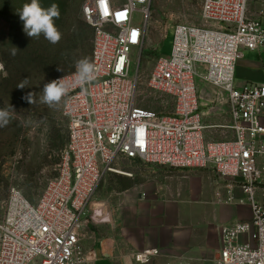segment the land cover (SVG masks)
I'll use <instances>...</instances> for the list:
<instances>
[{
	"label": "built area",
	"instance_id": "1",
	"mask_svg": "<svg viewBox=\"0 0 264 264\" xmlns=\"http://www.w3.org/2000/svg\"><path fill=\"white\" fill-rule=\"evenodd\" d=\"M200 1V23L178 24L171 56L158 58L145 76L140 61L152 0H86L94 77L83 85L76 72L54 79L67 88L60 100L67 143L36 203L16 188L2 203L0 264H96L86 242L89 204L101 183L154 168L211 171L229 193L227 205L252 212L250 221L222 228L213 258L167 264H264V83L239 85L235 76L245 53L264 52V0ZM147 99L168 101L173 110L155 112L143 105ZM225 107L229 121L221 127L232 137L207 139L206 118ZM112 247L105 254L101 243L102 258L126 264ZM129 254L134 264L162 256L155 248Z\"/></svg>",
	"mask_w": 264,
	"mask_h": 264
},
{
	"label": "rangeland",
	"instance_id": "2",
	"mask_svg": "<svg viewBox=\"0 0 264 264\" xmlns=\"http://www.w3.org/2000/svg\"><path fill=\"white\" fill-rule=\"evenodd\" d=\"M28 2L0 0V65L3 68H0V109L8 111L7 122L0 121V214L2 203L14 188L31 203L37 202L66 146L68 123L62 115L60 101L51 106L43 103V85L57 76L76 72L77 61L86 58L91 62L93 53L94 31L82 15L86 0H41L44 7L59 5L60 17L55 24L62 38L57 44L50 43L43 35L30 38L24 32L19 11ZM200 4V0H152L150 28L140 61L145 76L153 70L158 58L171 56L174 28L178 24L200 23ZM13 47L17 48L16 55H12ZM133 64L131 76L139 64L138 54ZM29 93H32L31 103L27 99ZM168 103L147 99L143 105L158 113H169L173 105ZM218 111L205 120L209 140L232 137L231 131L221 127L229 121L227 107ZM199 173L197 169L154 168L135 178L106 177L89 204L93 232L86 242L87 249L97 250L101 256L102 241L115 237L124 240L122 229L132 223V210L148 205L171 203L165 210L168 221L181 226L184 233L194 230V234L202 235L216 213L210 203L213 187L220 186L212 172L207 175L214 186L204 184L207 178ZM174 188H178L174 190L175 196ZM263 197L260 191L258 200L264 202ZM228 198H222V204H227ZM97 204L112 215L113 223L107 215L95 214ZM159 260L160 257L151 264H158ZM97 264L111 263L100 260Z\"/></svg>",
	"mask_w": 264,
	"mask_h": 264
},
{
	"label": "crops",
	"instance_id": "3",
	"mask_svg": "<svg viewBox=\"0 0 264 264\" xmlns=\"http://www.w3.org/2000/svg\"><path fill=\"white\" fill-rule=\"evenodd\" d=\"M235 76L239 85L264 83V52L245 53V57L237 64ZM200 171L199 174L207 178L204 184L213 185L211 177L207 175V172L211 171ZM213 188V199L210 203L214 206L216 213L202 235L194 234L192 232L194 230H186L191 232L184 233L181 226L168 221L165 216L166 205L171 204L168 203L156 207L141 206L137 210H132V223L122 229L124 234L121 237L125 239L116 240L115 237V239L105 240L115 243V255L121 261L124 257L130 256V254L124 255L125 252H139L148 248L160 250L162 256L158 264L176 263L181 260L197 261L203 257L213 258L222 247V228L240 220L250 221L252 218V212L248 207L222 204V198L229 197L227 189L223 186ZM175 189L178 188L173 189V196L176 195ZM236 196L241 197L239 191H236ZM110 222L113 223L112 215ZM95 251L98 262L107 260L113 264L110 260L103 259L97 250Z\"/></svg>",
	"mask_w": 264,
	"mask_h": 264
},
{
	"label": "clouds",
	"instance_id": "4",
	"mask_svg": "<svg viewBox=\"0 0 264 264\" xmlns=\"http://www.w3.org/2000/svg\"><path fill=\"white\" fill-rule=\"evenodd\" d=\"M20 20L23 21V30L30 38H39L41 35L52 44H57L62 38V33L55 24V20L60 17L59 5L51 4L44 7L41 0H30L25 3L19 11ZM17 48L13 47L12 55H16ZM58 70H61L58 68ZM94 66L85 58L77 61L76 79L81 85L90 82L94 77ZM67 93V88L63 79L52 80L45 83L42 88V102L49 106L58 103ZM32 93L27 99L31 103ZM8 111L0 109V121L7 122Z\"/></svg>",
	"mask_w": 264,
	"mask_h": 264
},
{
	"label": "bare ground",
	"instance_id": "5",
	"mask_svg": "<svg viewBox=\"0 0 264 264\" xmlns=\"http://www.w3.org/2000/svg\"><path fill=\"white\" fill-rule=\"evenodd\" d=\"M94 208H95V211H94L95 214H97L99 216H106L107 215V217L109 219H111V215L108 214L107 212H105V208L103 205L97 204V205H94ZM102 243H103V252L105 254H111L112 250H113V247H112L113 242L111 240H104ZM123 260L126 264H134L131 255L124 257Z\"/></svg>",
	"mask_w": 264,
	"mask_h": 264
},
{
	"label": "snow or ice",
	"instance_id": "6",
	"mask_svg": "<svg viewBox=\"0 0 264 264\" xmlns=\"http://www.w3.org/2000/svg\"><path fill=\"white\" fill-rule=\"evenodd\" d=\"M133 36H135V33H133Z\"/></svg>",
	"mask_w": 264,
	"mask_h": 264
}]
</instances>
